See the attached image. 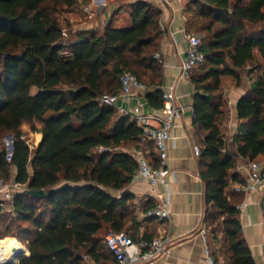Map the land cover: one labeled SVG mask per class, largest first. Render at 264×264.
Instances as JSON below:
<instances>
[{
	"label": "trees",
	"instance_id": "1",
	"mask_svg": "<svg viewBox=\"0 0 264 264\" xmlns=\"http://www.w3.org/2000/svg\"><path fill=\"white\" fill-rule=\"evenodd\" d=\"M77 4L0 0V177L10 179L15 166L14 180L26 184L14 197L17 226L13 230V222L6 224L0 239L13 236L29 248L30 254L23 245L18 264H88L86 254L110 264L115 259L105 241L109 232L139 238L136 196L127 189L138 161L124 147H141L143 129L130 114H120L100 98L118 94L121 75L128 70L151 88L148 103L164 106L163 64L155 58L162 11L154 2L136 0L127 24L116 26L111 18L102 33L73 32L61 16ZM192 11L208 19L194 24L206 32L201 45L206 60L190 75L194 123L203 133L199 163L207 225L214 238L222 234L225 264H256L238 208L244 194L233 184L245 182L236 170L239 156L256 160L264 154V66L238 102L242 122L235 149L229 148L222 127L229 113L222 78L239 80L238 69L256 60L255 48L264 57V0H189ZM191 26L189 18L188 33ZM197 69L201 72L193 75ZM25 122L31 133L37 132L32 148L21 139ZM9 133L16 135L11 163L1 146ZM99 146L108 150L97 152ZM147 156L159 165L153 146ZM30 190H45L46 196L36 197ZM154 205L146 201L143 212ZM3 208L0 218L5 217Z\"/></svg>",
	"mask_w": 264,
	"mask_h": 264
},
{
	"label": "crops",
	"instance_id": "2",
	"mask_svg": "<svg viewBox=\"0 0 264 264\" xmlns=\"http://www.w3.org/2000/svg\"><path fill=\"white\" fill-rule=\"evenodd\" d=\"M78 1L83 2V0ZM85 1L88 2V0ZM153 1L162 11L160 17L162 34L159 50L162 51L163 57L159 61L163 64L164 86L175 85L179 96L178 104L183 107V111L181 116L176 119L177 126L171 132L173 139L169 143L168 165L173 173L166 177L165 184L158 186L161 192L170 196L172 218L171 220L155 217L145 218L142 209L144 204L150 199L156 203L157 199L151 194L148 182H132L129 191L139 200L137 202L140 206V211H138L140 226L137 236L143 234L149 238L162 235L170 237L169 252L160 256L154 264H205V238L202 235V229L207 228L209 230L207 240L212 249L218 252V259L223 261V256L220 254L222 234L214 238L211 228L207 225L208 205L205 200V182L200 174V157L194 151V144L201 145L203 138L202 131L194 123L195 85L190 77L181 74V66L186 58L188 48L186 36L188 34L189 0ZM90 3L92 12H84L81 8L78 10L77 18L71 20L73 23L76 22L74 25L76 28L72 27L73 32L93 29L102 33L110 22L111 18L107 24H104L96 17L99 11L106 8L105 5L100 4V0H91ZM254 55L256 58L254 62H249L246 66L238 69L239 80L229 75L222 78L223 97L229 110L228 118L224 120L222 127L225 139L231 149H235L237 146L235 139L242 122L238 116V102L251 89L264 66V57L257 48L254 49ZM259 64L260 68L257 67ZM149 90H151L150 87L124 102L120 100L118 105H123L129 112H132L139 104H142V110L146 114L161 116V108L153 107L147 101L146 94ZM153 123L157 122L153 121ZM36 125L39 129L42 127L41 123ZM26 128H28L27 122L22 125L23 131ZM256 160L264 165V154L259 155ZM245 161L247 159L239 156L236 168L244 177H246L245 172L240 171L238 166ZM15 173L16 167L14 166L12 167V177L15 176ZM244 199L246 207L240 213L243 236L252 249L256 264H264V190H256L247 197L244 196ZM1 200L2 194L0 193ZM3 210L14 213V207L9 202H6ZM8 238L1 240L13 241L21 245L23 252V245L28 248L17 238Z\"/></svg>",
	"mask_w": 264,
	"mask_h": 264
},
{
	"label": "built area",
	"instance_id": "3",
	"mask_svg": "<svg viewBox=\"0 0 264 264\" xmlns=\"http://www.w3.org/2000/svg\"><path fill=\"white\" fill-rule=\"evenodd\" d=\"M86 9L88 7L86 6ZM188 48L186 58L181 66L182 76L190 77L192 72L202 66L206 60V54L201 49L202 37L194 32L187 34ZM163 53L158 50L155 53V58L162 60ZM121 90L118 94L106 93L100 98L101 102L107 105H113L117 108L120 114H130L135 119L138 125L143 129L141 135V147L134 148L132 153L138 161V169L134 175L132 182L146 181L150 185L151 194L157 199L154 205L145 216L155 217L159 219L171 220L172 211L170 206V196L158 189L160 184L166 183V177L173 173V170L168 165L169 160V143L173 139L172 130L177 126L176 119L181 116L183 107L178 104L179 96L176 92L175 85L163 87L164 90V106L161 108V116H151L142 110V104H139L136 109L129 112L123 105H118V102L128 100L133 96H137L141 91L147 89V85L140 81L138 77L131 71L125 70L121 75ZM153 121L157 123L154 124ZM37 132L27 135L25 132L21 135L30 148L33 147V137ZM16 135L9 133L3 137L1 146L5 153L6 160L13 162L15 155ZM156 151L159 158V165L154 166L147 154L151 147ZM97 152L108 150L107 147H97ZM196 155H200L202 147L200 144H194ZM243 158V157H242ZM246 159V158H245ZM240 171L245 172V182L234 185V190L242 192L245 197L256 190H264V165L258 160L245 161L238 166ZM26 189V184L17 182L13 177L6 179L0 177V193L2 200L0 205L5 207L6 202H9L14 207V197ZM246 207L244 199L238 208L242 210ZM202 235L205 238V264H225L224 261L217 259L213 254L211 245L207 240L209 230L202 229ZM170 237L162 235L153 239H147L143 234L139 235L137 240L125 231H111L106 235V244L111 251L114 262L110 264H154L156 260L169 252ZM2 240L0 239V242ZM12 255L14 252H12ZM84 260L88 264H107L95 260L89 255H84ZM9 259L0 256V264H6Z\"/></svg>",
	"mask_w": 264,
	"mask_h": 264
},
{
	"label": "rangeland",
	"instance_id": "4",
	"mask_svg": "<svg viewBox=\"0 0 264 264\" xmlns=\"http://www.w3.org/2000/svg\"><path fill=\"white\" fill-rule=\"evenodd\" d=\"M91 1V0H90ZM90 1H83V2H79L78 4L73 8V10L71 12H66L64 14H62V21L63 24H70L72 27H74V25H76V22H72L71 20L77 18L78 15V10H80L81 8L83 9L84 12H92V4L90 3ZM136 0H100V4L105 5L106 8L99 11L97 13V18L100 19L101 23L107 24L108 20L110 18H113L114 20V24L115 25H123L129 22L130 17H129V9H130V4L132 2H134ZM151 2H154L153 0H149ZM86 6L88 7V9H86ZM188 18H190V23L193 25V27L191 26V32H194L198 35H200L202 38H204L206 36V32L205 31H201L199 29V27H196L194 24L200 26L201 24H205L203 22H208V19H199L197 17V15H195V12H190L188 14ZM76 28V26L74 27ZM256 28V26H252L251 29ZM207 66V65H204ZM201 69V68H200ZM200 69H197L193 75H197L200 71ZM148 79H144L143 81L146 82ZM39 123V122H37ZM31 124L28 123V128H26L24 130V132L27 135H31ZM125 150L133 152L134 147H132L131 145H128L126 147H124ZM130 188V185L128 186V190ZM139 200H135V204L137 206V211H140V206L138 204ZM13 222V230H15L16 226H17V222L14 221V216L12 215L11 211L6 210L5 213V217L0 218V234H3L5 231V226L8 223H12ZM10 238L12 237L13 239L15 237L13 236H9ZM5 239H9L7 238H3ZM27 256V255H26ZM24 257V256H23Z\"/></svg>",
	"mask_w": 264,
	"mask_h": 264
},
{
	"label": "bare ground",
	"instance_id": "5",
	"mask_svg": "<svg viewBox=\"0 0 264 264\" xmlns=\"http://www.w3.org/2000/svg\"><path fill=\"white\" fill-rule=\"evenodd\" d=\"M16 253V255H12ZM23 254V250L21 245L13 241H4L0 242V256L7 258L9 260H13L14 262H18L20 255Z\"/></svg>",
	"mask_w": 264,
	"mask_h": 264
},
{
	"label": "water",
	"instance_id": "6",
	"mask_svg": "<svg viewBox=\"0 0 264 264\" xmlns=\"http://www.w3.org/2000/svg\"><path fill=\"white\" fill-rule=\"evenodd\" d=\"M30 193L36 197H39V198H43L46 196L45 190H30ZM22 258H23V256L20 255L18 262H14L13 260H9L6 264H18Z\"/></svg>",
	"mask_w": 264,
	"mask_h": 264
}]
</instances>
